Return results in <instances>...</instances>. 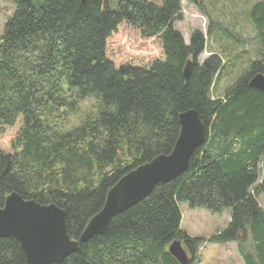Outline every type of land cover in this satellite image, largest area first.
<instances>
[{"label": "trees", "instance_id": "obj_1", "mask_svg": "<svg viewBox=\"0 0 264 264\" xmlns=\"http://www.w3.org/2000/svg\"><path fill=\"white\" fill-rule=\"evenodd\" d=\"M181 18V0H17L0 37V207L13 192L55 203L79 240L123 176L172 152L182 112L197 110L209 129L186 172L53 264H180L169 252L175 240L193 264L206 240L181 229L183 201L213 213L231 207L209 241H236L246 264H264V92L250 85L264 74V0L246 16L255 60L217 97L212 88L236 73L243 51L232 49L243 42L229 37L223 55L199 64L206 40L195 31L187 44L174 26ZM221 25L214 32L225 33ZM124 26L157 40L162 55L119 63V50L132 51L115 41ZM0 264H26L16 238L0 237Z\"/></svg>", "mask_w": 264, "mask_h": 264}, {"label": "water", "instance_id": "obj_2", "mask_svg": "<svg viewBox=\"0 0 264 264\" xmlns=\"http://www.w3.org/2000/svg\"><path fill=\"white\" fill-rule=\"evenodd\" d=\"M194 60L188 59L183 75L189 82ZM250 85L264 92V74L257 73ZM181 131L168 155H160L123 176L109 191L102 209L93 216L79 240L72 239L67 226V212L55 203L42 204L13 192L0 207V237H14L21 245L26 264L62 262L77 251L80 243L106 231L112 219L138 202L153 189L173 181L188 170L194 151L203 146L209 133L199 112L189 109L180 114ZM180 264H189L190 254L180 240L169 246Z\"/></svg>", "mask_w": 264, "mask_h": 264}, {"label": "rangeland", "instance_id": "obj_3", "mask_svg": "<svg viewBox=\"0 0 264 264\" xmlns=\"http://www.w3.org/2000/svg\"><path fill=\"white\" fill-rule=\"evenodd\" d=\"M149 1L159 5L163 3V0ZM257 1L260 0H181L182 18L176 21L174 26L183 35L187 44L190 43L191 35L195 31H199L204 36L206 45L204 51L197 57L199 64L204 63L212 53L222 54L221 46H231L229 37L232 40L237 37L243 42V44L239 43L240 46H233L232 49L236 50L235 53L243 51V54L238 58L241 65L236 67V73L227 72L224 76L222 75V78L212 88L214 97L223 94L224 90L232 85L236 78L255 60V33L251 24L246 20V16ZM16 7L17 0H0V37ZM219 24H222L221 28L226 30L225 33L214 32ZM121 29L122 34L115 41L117 45L126 42L132 51L124 53L123 50H119V63L143 64L162 55L161 44L157 40H140L137 31L127 26ZM211 30H213L212 35ZM223 35L226 37L221 39ZM258 202L264 208V193L259 194ZM179 208L182 216L181 229L191 237L206 240L199 249L198 260L193 264H246L238 242L209 241L230 222L231 207L221 213H213L205 208L191 207L188 202L183 201L179 203Z\"/></svg>", "mask_w": 264, "mask_h": 264}]
</instances>
